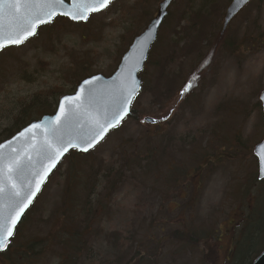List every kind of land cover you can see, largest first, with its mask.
<instances>
[{
	"label": "rangeland",
	"instance_id": "1",
	"mask_svg": "<svg viewBox=\"0 0 264 264\" xmlns=\"http://www.w3.org/2000/svg\"><path fill=\"white\" fill-rule=\"evenodd\" d=\"M160 1L113 0L82 23L56 18L22 45L1 50L0 135L21 109L36 119L82 78L110 75ZM230 1L171 3L141 73L136 118H126L85 161L59 163L0 264H58L59 246L34 242L58 238L69 206L87 201L96 212L78 264L115 261L114 237L126 259L135 242L144 246V261L133 264H230L261 200L252 150L264 135V0H251L223 29ZM79 170L70 190V173ZM82 219L77 212L76 223ZM189 232L195 239L185 238ZM260 233L244 240L258 249L253 259L264 246Z\"/></svg>",
	"mask_w": 264,
	"mask_h": 264
},
{
	"label": "snow or ice",
	"instance_id": "2",
	"mask_svg": "<svg viewBox=\"0 0 264 264\" xmlns=\"http://www.w3.org/2000/svg\"><path fill=\"white\" fill-rule=\"evenodd\" d=\"M111 2L73 0L72 6L78 10L68 11L64 9L65 0H0V50L22 45L37 35L39 25L51 22L58 14L72 20H87L90 13L106 9ZM244 2L246 0H241ZM6 17L10 19L7 25ZM146 46V43L140 46L135 66L120 82L111 103L101 104L96 98L95 83L100 78L93 77L83 82L76 95L62 98L56 115L47 125L34 123L18 134L26 141L35 140L28 144L27 151L21 152L13 147L11 140L6 145L0 144V149H10L8 155L0 152V251L10 245L21 217L65 154L72 149L88 152L127 117L137 92L134 83L128 85V77L134 81L133 73L139 67ZM190 87V83L186 85L182 94ZM69 128L78 129L79 135L68 136ZM37 130L40 131L39 137Z\"/></svg>",
	"mask_w": 264,
	"mask_h": 264
},
{
	"label": "water",
	"instance_id": "3",
	"mask_svg": "<svg viewBox=\"0 0 264 264\" xmlns=\"http://www.w3.org/2000/svg\"><path fill=\"white\" fill-rule=\"evenodd\" d=\"M172 1L173 0H161L159 2L155 16L153 18H151L149 20V22L146 24L145 28L138 35H136L132 39V41L128 45L127 49L121 55L115 70L110 75L105 76V75H102V74H93V75H90V76H87V77L83 78L82 80H80L77 83V85H76V87H75V89H74V91L72 93L64 94V95L60 96V98L58 99V101L56 103V107H55V109H54V111L52 113L43 114L39 118L28 122L26 125L21 127L18 131L13 133L10 137L0 141V144H5L6 145L7 142L11 140L12 144H13V147L17 148L21 152L27 151L28 150V144L29 143H34L35 140L26 141L25 138L18 137V134L21 131H23L25 128L29 127L31 124H34V123H40L42 125H47L48 122L51 121L52 118L56 115L57 110L59 108L60 101L62 100V98L64 96H74V95H76V93L79 91L80 86L83 84V82L85 80H90L93 77H97L98 76L100 78L99 82L95 83L94 95L96 96V98L101 102V104L111 103V101L113 99V96L116 93V90H117L120 82L123 81L127 77L128 70L135 66L134 62L139 58L140 46L142 44L146 43L147 46L143 48V58L139 59V67L136 68L135 72L133 73L134 81L131 79V77H128V85L131 86L133 83L135 84L136 89H137V92H136V95H137L139 93L141 87H142V78L140 76V73L144 69V65H145V63H146V61L148 59V54H149V52L151 50V47L153 46L154 42L156 41L158 30H159L163 20L167 16L168 8H169L170 4L172 3ZM249 1L250 0H246V2H244V3H241V0H231L230 1L229 5L227 6V8L225 10V14H224V17H223V22H222L223 23L222 24V28L223 29H225V27L230 22V20ZM72 5H73V0H65L64 9L68 10V11H77L78 9L74 8ZM92 13H95V12H92ZM56 16L66 17L67 19H69L70 21H73V22L85 21V20H78V21L77 20H72L68 16H63V15H59V14L56 15ZM8 23H10V19L6 17L5 18V24L7 25ZM45 24H48V23H45ZM136 95H135V97H136ZM262 97H264V89L260 92V95H259V101H260L261 110H262V118H263V123H264V99H262ZM131 105H130L129 114L127 115V117L131 114ZM153 121H155V123L157 122L155 119H153L151 117H144L143 118V122H145V123L155 124V123H153ZM39 135H40V131L37 130V136L39 137ZM67 135L71 136V137L78 136L79 135L78 129L69 128L67 130ZM13 137H18V139L13 140ZM90 150H92V149H90ZM70 151H75L77 153H87V152H84V151H80L78 149H72ZM0 152L4 153L5 155H8L10 153V149L5 147L3 149H0ZM253 154H254V156L257 159V175H258V178L259 179H264V172H262V164H264V159H262V158H264V136H263V139L253 147ZM66 155H67V153L65 154V156ZM61 160H60V162H61ZM59 163L57 164V166L59 165ZM57 166H56V168H57ZM56 168H54L51 171V173L49 174L47 179L50 177V175L53 173V171ZM47 179H46V181H47ZM43 185L41 186V189H42ZM39 192L37 193L36 197L38 196ZM36 197L33 199V202L36 199ZM28 209L25 211V213L28 211ZM25 213H24V215H25ZM24 215L21 217L18 225L22 221ZM15 231H16V229H15ZM10 244H11V242H10ZM8 247L5 250L0 251V252L6 251L8 249ZM251 264H264V247L261 250V252L258 254V256L252 261Z\"/></svg>",
	"mask_w": 264,
	"mask_h": 264
},
{
	"label": "trees",
	"instance_id": "4",
	"mask_svg": "<svg viewBox=\"0 0 264 264\" xmlns=\"http://www.w3.org/2000/svg\"><path fill=\"white\" fill-rule=\"evenodd\" d=\"M144 86H145V84H144V80H143V86H142L141 90L144 89ZM56 102H55V105H56ZM55 105L52 108L50 105H48V106L46 105L47 108L46 107L43 108L44 110H42L41 115L46 114V113H52L54 111ZM25 110L26 109H21L19 111V113L17 114V116L14 119V126H12L11 128H7V129L3 130L2 134L0 135V141L10 137L13 133L18 131L21 127H23L26 123H28L30 121ZM135 116L136 115H135L134 111L132 110L129 117H135ZM87 154H79V153H75V152H70L67 154L66 157L74 158V159H76V161H78V160H81V161L84 160L85 161ZM73 168H74V166H73ZM72 171H73V169H72ZM72 171L70 173L71 181L68 180V184H71L70 190H71V188L73 190L74 183L76 181L80 180L79 178H81V170L76 172L77 175L75 177H74L75 173L73 174ZM104 175H106V174H104ZM104 175H102V176H104ZM104 177H106L107 181L111 182L110 183L111 186H113L117 183L116 181L114 182L113 180H109L107 175ZM255 180L258 181V185L261 186V188L258 190V192L256 191L257 197L258 198L260 197L261 200L258 199V206L254 207L253 210L250 211L247 215V218H246L247 226L245 225L247 228L245 230L249 234L244 233L242 231V233H241L242 235L240 236V238L238 240H236L235 245L230 250V258H232L230 260V264H251V262L253 261V256H255V253H257V250H258V249L257 250H251L246 243L249 241V239H251V238L253 239L258 235L260 236V234H261L260 231L262 232V230L264 229L263 228V225H264V217H263V214H264V180H259L257 178V175H256V179H253V181L255 182ZM110 185H107V187H109ZM70 190H69V192H72ZM67 191H68V189H67ZM69 192H68V194H69ZM72 199H74V196H72ZM69 207H70L69 210L71 211L70 214H71L72 218L70 216V220L67 221V223L63 224V227H62L63 229L60 230V234L58 235V238L55 237V238H50L49 241L46 239L44 241L38 240V241L34 242V244H36V245L42 244L44 242V244H52L53 246H57V247L59 246L61 251L59 253L58 264H78L80 258H82V256L84 255V252L87 249L86 244L88 243L89 236L91 234L89 229L91 228V225L93 223V216L95 215V212H96L95 211L96 209H93V207H91V203H89L88 201L85 203V205H80V204L77 205V203L73 202V204H71ZM30 209L25 214L21 223L17 227L15 235L13 237V240L16 238V235L18 233L19 228L21 227V225L26 220L25 218L28 215ZM98 209H101V207H99ZM77 212H79V213L83 212L84 213V219H82L81 222L78 221L76 223ZM72 214L73 215L75 214V215L73 216ZM257 214H258V216L256 217ZM247 229L248 230L250 229V230L248 231ZM251 229H254L256 231V233L252 234ZM175 233L173 234L174 236H175ZM245 234H247V236L249 235L251 237L248 238ZM185 238L187 240L195 239L192 232H189L188 236H185ZM185 238L183 237V239H185ZM13 240H12V244H13ZM113 240H115V242H116V243L114 242L115 247L116 246L118 248L120 247V249H118V248L116 249L115 261L109 262L108 264H133V263H135V261H137V262L144 261L145 256H143L142 253L140 254V249H143L144 246H142L140 244V242L134 243L135 246H132V248L134 249L132 252H131L132 248L129 247L128 253L131 252V254H130V257L128 259H126L127 251H126V253L125 252L122 253L121 252L122 246L119 245L121 239L114 237ZM244 240H248V241L244 242ZM260 242L262 244L263 240L260 239ZM10 248L11 247H9L8 250H10ZM8 250L6 252H8ZM1 254H4V253H1ZM123 260H125V261L123 262Z\"/></svg>",
	"mask_w": 264,
	"mask_h": 264
},
{
	"label": "flooded vegetation",
	"instance_id": "5",
	"mask_svg": "<svg viewBox=\"0 0 264 264\" xmlns=\"http://www.w3.org/2000/svg\"><path fill=\"white\" fill-rule=\"evenodd\" d=\"M163 120V119H162ZM233 223V222H232Z\"/></svg>",
	"mask_w": 264,
	"mask_h": 264
}]
</instances>
